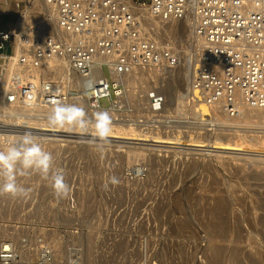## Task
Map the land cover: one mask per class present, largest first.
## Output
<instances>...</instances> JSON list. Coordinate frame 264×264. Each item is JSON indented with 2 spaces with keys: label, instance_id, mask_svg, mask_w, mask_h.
Segmentation results:
<instances>
[{
  "label": "rangeland",
  "instance_id": "obj_1",
  "mask_svg": "<svg viewBox=\"0 0 264 264\" xmlns=\"http://www.w3.org/2000/svg\"><path fill=\"white\" fill-rule=\"evenodd\" d=\"M180 72L181 67H178L173 73L175 89L181 88L176 80ZM106 74L109 77V73ZM72 96L78 95L74 93ZM114 101H118L115 95L111 100H102L103 108L113 107L108 110L114 120L112 126L127 129V125L132 124L131 133L135 135L142 130L147 131V135L159 130L166 132L169 130L167 126L171 125L182 129L192 127L185 133L196 131L191 122L197 120L189 113L169 110L153 117L148 111L136 110L127 101L111 106ZM84 113L88 125L87 130L80 128V133L41 129L37 132L49 133L2 132L42 137L40 140L30 139L52 154L54 172L63 173L71 190L66 198H58L51 187V179L45 180L34 172H18L17 182L28 190L29 195L19 199L0 195V231L4 232L0 234V242L11 239L15 243L12 236L16 233L21 247L39 249L40 254L42 249L52 246L53 239H59L61 253L57 255V249H51L55 264H204L207 257L203 249L207 243L202 241L201 234L193 232L199 229L191 213L194 207L188 206L196 202L199 193L208 189L248 193L252 183L262 181L251 179L252 183H247L239 173L240 167L229 157L232 152L229 148L228 154H224L225 149L212 152V148L209 151L204 146H192L188 153L147 151L129 161L121 152L124 148L119 147L123 143L83 137L85 133L95 132L89 110L84 109ZM76 115L71 114L70 118L74 120ZM1 123L6 130L18 128L10 121ZM117 133L121 132L111 131L110 135ZM124 145L141 146L135 143ZM0 151H4L1 145ZM215 151L225 156V166L217 161ZM210 161L211 168L205 169L204 163ZM251 169L250 166L247 171ZM216 176L217 183L214 181ZM113 178L117 181L115 184ZM258 189L262 190L261 187ZM177 199L189 208L186 214H157L159 204L167 203L172 210ZM179 217L191 222L190 230L178 237L172 224L177 226ZM18 254L30 262L39 258V254L32 257Z\"/></svg>",
  "mask_w": 264,
  "mask_h": 264
},
{
  "label": "built area",
  "instance_id": "obj_2",
  "mask_svg": "<svg viewBox=\"0 0 264 264\" xmlns=\"http://www.w3.org/2000/svg\"><path fill=\"white\" fill-rule=\"evenodd\" d=\"M137 1L145 7V20L149 15L172 23L193 14V101L216 104L232 113L244 105L264 110V0ZM36 2L22 0L11 21L5 19L10 11L0 8V76L16 46L28 45L17 56V69L9 81L5 100L11 106L67 105L66 97L76 93L97 109L103 99L111 100L113 95L119 99L122 86L114 77L122 78L135 67L175 68L183 61L179 46L144 28L140 13L122 0H44L47 9L56 13V28L46 14L25 21ZM51 68L74 71L86 82L81 90L67 86L68 94L60 97L63 81L52 85L47 74ZM153 99L159 110L163 96L158 93ZM6 114L10 112L0 113L1 122ZM0 264H55V254L46 247L37 261H26L16 244L6 239L0 242Z\"/></svg>",
  "mask_w": 264,
  "mask_h": 264
},
{
  "label": "bare ground",
  "instance_id": "obj_3",
  "mask_svg": "<svg viewBox=\"0 0 264 264\" xmlns=\"http://www.w3.org/2000/svg\"><path fill=\"white\" fill-rule=\"evenodd\" d=\"M122 1L140 13L144 28L146 25L147 29H151L157 38L167 40L174 45H181L179 47H181L183 61L179 66L181 67V72L176 78L181 88L175 89L172 84L174 70L178 67H135L131 73L124 75L122 78L114 77L116 83L122 86V89L119 91L118 101L113 106H118L120 103L127 101L136 110L140 112L148 111L153 114V117H158L159 114L169 110L183 111L193 115L197 122H191L196 130L193 132L185 133V131L191 130L192 127L182 129L180 126L171 125L167 126L169 130L166 132L159 130L156 133L152 132L150 135H147V131L144 132L143 130L138 131L139 135L131 133V130L134 129L132 124H128L127 129L111 125L112 131L121 132L117 133V135H110L112 137L110 139H113L111 141L123 143L119 147L124 148L121 152L125 153V157L129 161L145 155L147 151L188 153L192 146H204L209 151L212 148V152L217 149H231L232 152L229 153L227 150L224 154H231L229 157L240 167L239 173L242 174L246 182L252 183L250 180L255 179L262 181V183H252L253 187L248 193L214 191L213 189L199 193L196 202L188 206L194 207V212L191 213L194 215L193 220L199 229V231L195 230L193 232L201 234L202 241L206 240L207 244L203 252L207 259L204 264H264V110L255 105H244L237 110L234 109L232 113L231 110H225L216 104L193 101L190 94L191 61L194 48L193 14L188 13L183 20L172 23L154 19L147 14L148 18L145 20V7L135 4V0ZM43 14L49 17L51 27L56 28V13L52 9H47L44 0H37L36 5L29 10L25 21L28 22L27 18L39 19ZM27 47V44L16 46L15 53L9 55V62L4 65L6 70L0 76V113L10 112V114L4 116L3 120L16 123L18 127L6 130L4 124H0V127H4L0 129V145L4 151L27 136L16 133H2L3 131L35 134L49 133H40L37 132V129L70 133L81 132L79 127L73 128L72 124L69 123L57 124L50 122V116L55 107L53 105L20 103L17 106H11V104L6 102L5 96L10 89L9 81L12 72L17 69V56ZM47 74L50 75L52 85L56 82L55 80L63 81L62 85L65 86L60 85L64 88L60 97L68 94V87L81 90L82 85L86 82L74 71L51 68L47 71ZM144 83L145 87H143ZM185 83L186 85L188 84L186 88ZM158 93L163 96V102L159 107L160 109L155 110L153 95L156 96ZM45 97L46 95L43 96V98ZM53 100L56 101L57 98ZM65 103L67 105H75L83 110H89V116L92 118L91 122L94 128L96 113L113 110V107L110 109L103 107L90 108L83 94L78 97H66ZM68 114V120L73 121L70 118L71 114L76 113L69 112ZM58 119L62 122L64 117L60 116ZM198 130L201 131L197 132ZM83 137L94 139L95 132L85 133ZM27 138L34 140L43 139L42 137ZM147 141H152L153 143ZM125 143H135L141 146H126L124 145ZM155 146L159 148H154ZM215 152L217 161L222 166H225V156L219 155L217 153L219 151ZM250 166L252 169L247 171ZM204 168L210 169L211 161L204 163ZM214 181L215 183L219 181L217 176ZM260 187L262 190L258 189ZM188 207L177 199L175 208H172V210L169 209V204L162 202L156 208V212L160 216L168 213L170 216H175L177 213L186 214ZM178 220L180 221L178 225L172 224V228L174 227V231L179 237L182 232L190 230L189 222L191 221L181 217ZM0 234L3 235L4 232L0 231ZM12 237L16 241V248L19 247L17 252L31 257L38 256L39 249L31 250L29 247H21L19 234L14 233ZM52 243V246L47 247L50 249L55 247L57 255H59L61 253L59 239H53Z\"/></svg>",
  "mask_w": 264,
  "mask_h": 264
},
{
  "label": "clouds",
  "instance_id": "obj_4",
  "mask_svg": "<svg viewBox=\"0 0 264 264\" xmlns=\"http://www.w3.org/2000/svg\"><path fill=\"white\" fill-rule=\"evenodd\" d=\"M75 112L76 118L68 120V113ZM63 116L61 122L58 117ZM50 122L57 124L71 123L73 128L79 127L87 130L88 120L84 110L75 105L58 104L53 108ZM112 114L101 111L95 114V139L107 142L112 131ZM54 159L51 153L44 151L34 140L23 138L17 144L12 145L6 151H0V195L7 194L12 199L27 198L28 190L18 184L16 175L18 172H34L45 180L51 179V187L58 198H66L70 193V185L65 181L61 172H54ZM117 181L113 178L112 183Z\"/></svg>",
  "mask_w": 264,
  "mask_h": 264
},
{
  "label": "crops",
  "instance_id": "obj_5",
  "mask_svg": "<svg viewBox=\"0 0 264 264\" xmlns=\"http://www.w3.org/2000/svg\"><path fill=\"white\" fill-rule=\"evenodd\" d=\"M7 2V4L5 5L4 3ZM22 0H0V8L5 9L6 11H10L8 12V14L5 16V19H11V17L14 20V14L12 15L11 13H14L17 9V6H21ZM11 21V20H9Z\"/></svg>",
  "mask_w": 264,
  "mask_h": 264
}]
</instances>
